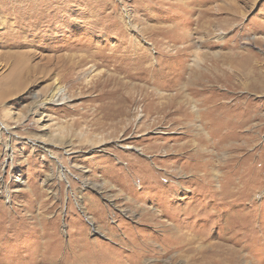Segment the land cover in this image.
Segmentation results:
<instances>
[{
    "label": "rangeland",
    "instance_id": "obj_1",
    "mask_svg": "<svg viewBox=\"0 0 264 264\" xmlns=\"http://www.w3.org/2000/svg\"><path fill=\"white\" fill-rule=\"evenodd\" d=\"M162 1L0 0V264H264V0Z\"/></svg>",
    "mask_w": 264,
    "mask_h": 264
},
{
    "label": "bare ground",
    "instance_id": "obj_2",
    "mask_svg": "<svg viewBox=\"0 0 264 264\" xmlns=\"http://www.w3.org/2000/svg\"><path fill=\"white\" fill-rule=\"evenodd\" d=\"M22 1V0H21ZM42 0H37V2H35V3H29L28 4V9L29 10H21V9H18V11H17V13H15V12H10L9 13V15L11 16V15H14V16H17L18 18L19 17H21V16H24V15H29L30 13H31V8L35 5V4H37V3H39V2H41ZM162 1V0H161ZM169 1V0H168ZM251 0H247V2L249 3ZM24 2V1H23ZM163 3H164V0L162 1ZM172 2H174V1H172ZM203 2H205V0H193L191 3L192 4H199V3H203ZM25 3V2H24ZM169 3H171V2H169ZM180 3V4H179ZM15 4V3H14ZM13 4V5H14ZM175 6H177L176 8H178V9H180V10H182V11H178V9H177V15H176V17H181V21H183L182 23H185V22H189V21H191V17H183V12H188V13H192V11L191 10H193L194 9V7H191V8H189V4H181V1H179V0H176V2H174L173 3ZM208 4V3H207ZM6 5H7V3H6ZM182 6H187V7H182ZM182 7V8H181ZM248 7V6H247ZM0 8H7V7H0ZM173 8H175V7H173ZM209 8H210V6H209ZM4 9V10H5ZM202 9V8H201ZM197 10V9H196ZM221 10V12H225L224 14L225 15H227V14H229V15H231V16H233V10H231V9H223V8H221L220 9ZM223 10V11H222ZM2 12V11H1ZM194 12V11H193ZM203 12V11H202ZM210 12V10H208V9H206V10H204V15L205 14H207V13H209ZM237 12V11H236ZM211 13V12H210ZM214 13V12H213ZM213 13H211V15L213 14ZM1 14V13H0ZM2 14H4V12L2 13ZM183 14V15H182ZM218 14H221V13H217V15ZM237 14V13H236ZM215 15V14H214ZM188 16V15H187ZM1 17V16H0ZM36 18H38V16H36ZM196 20L198 21V20H201V17H197L196 18ZM210 19H208V20H204V22H202L201 24H198V29H202V30H204L205 28H207V26H208V24L207 25H205L206 24V22H208V23H210ZM199 22V21H198ZM181 24V23H180ZM203 25H205V26H203ZM0 26H2L3 28H7V26L2 22V20L0 21ZM201 30V31H202ZM183 35H181V38L180 39H185L186 37H185V35L182 37ZM186 46V45H185ZM185 46H183V47H179L178 49H177V54L175 55L174 54V57H181V52H184V48H185ZM233 46V45H232ZM185 55V54H184ZM233 55L231 54L230 55V57H232ZM139 59L140 60H143L144 58L143 57H139ZM213 60V59H212ZM229 62V64H231L232 63V61L230 62V60L228 61ZM248 62H249V59L247 58V59H245V60H243L242 59V61H240V62H238V64L241 66V69L243 70V71H239V70H236V72H237V75H244V71H246V69H249V68H251L250 70L251 71H253L254 73L256 72V69H257V71L259 70L258 69V66H252V65H247L248 64ZM251 62V61H250ZM198 64V63H197ZM254 64H256V63H254ZM144 65V64H143ZM146 66V65H145ZM166 65H165V63H161V64H159V66L157 67V70H159V72L160 73H162V71L161 70H163L164 69V67H165ZM173 68H176L177 67V65L176 64H172L171 65ZM179 66V65H178ZM121 67V66H120ZM248 67V68H247ZM132 68V66H129V65H127V67H125L124 68V70L122 71V72H124V73H127V75H126V77H128V79L129 80H131V79H133V78H135V75L137 76V74H135L134 72H130L129 71V69H131ZM149 68H150V66H149ZM153 68H154V65H153ZM179 68H181V65L179 66ZM120 69V68H119ZM169 69V68H168ZM172 69V68H171ZM194 69V68H193ZM150 71H151V69H149ZM155 70V69H154ZM191 70V69H190ZM202 70V69H201ZM212 70V69H211ZM216 70V69H215ZM119 71V70H118ZM155 72V71H154ZM158 72V71H157ZM260 72V71H259ZM146 73V72H145ZM169 73V72H168ZM172 73V72H171ZM229 73V72H228ZM139 74V73H138ZM150 74V73H149ZM156 74V73H155ZM163 74V73H162ZM166 74H167V71H166ZM170 74V73H169ZM174 74H176V73H174ZM110 75V74H109ZM112 75V74H111ZM170 75H172V74H170ZM230 75V74H229ZM256 75H257V73H256ZM151 76V75H150ZM154 76V75H153ZM152 76V77H153ZM158 76V75H157ZM161 76V75H160ZM159 76V77H160ZM176 76V75H175ZM210 76V75H209ZM107 77V76H106ZM148 77V76H147ZM105 78V77H104ZM143 78V77H142ZM155 78V77H154ZM145 79V78H144ZM157 79V78H156ZM159 79H161V78H159ZM163 79H164V77H163ZM190 79V78H189ZM257 79H258V82H261L262 81V75L261 74H259V75H257ZM137 80V79H136ZM194 79H192V81H193ZM90 81V80H89ZM114 82L113 84H112V86H114V89H111V91L110 90H108V88H106V85H108L109 84V82L111 83V82ZM149 81V80H148ZM157 81V80H156ZM161 81V80H160ZM146 82V81H145ZM167 82V81H166ZM148 83V82H147ZM156 83V82H155ZM163 83H165L164 81H163ZM101 84H102V88H100L101 90H100V92L95 96V98L94 99H96V100H98L97 98H99V103H98V105L95 107V110L96 111H103V115H107L108 117H110L111 119H113L114 120V118H116V117H119V115H121V112H120V110H122V105H120V102H118V100H119V97H118V95L121 93L122 94V96H123V94H124V91L128 88V87H130V81H128V80H126L125 79V77H115V76H112L111 78H108L107 77V79H105L103 82H101ZM132 84V83H131ZM166 84V83H165ZM171 84V83H170ZM177 84H180V83H177ZM208 84V83H207ZM211 84V83H210ZM209 84V85H210ZM151 85V84H150ZM147 86V85H146ZM155 86V85H154ZM166 86V85H165ZM170 86V85H169ZM193 86V85H192ZM101 87V86H100ZM105 87V88H104ZM136 87V86H135ZM139 87V86H138ZM164 87V86H163ZM171 87V86H170ZM187 87V86H186ZM217 87V86H216ZM215 87V88H216ZM110 88V87H109ZM142 88V87H141ZM136 89V88H135ZM189 89V88H188ZM205 89V88H204ZM129 90V89H128ZM176 90V89H175ZM181 90V89H180ZM183 90H184V88H183ZM200 90V89H199ZM218 90V89H217ZM138 91H139V89H138ZM149 91V90H148ZM185 91V90H184ZM192 91V90H191ZM204 92H201V93H203V94H205V98L206 99H210L211 98V96L213 95L212 94V92H213V90L212 89H208V90H203ZM241 91V90H240ZM93 92V91H92ZM120 92V93H119ZM127 92V91H126ZM151 92V91H150ZM130 93H132V92H130ZM129 93V94H130ZM134 93H135V90H134ZM142 93V92H141ZM160 93V92H159ZM151 94V93H150ZM158 94V93H157ZM181 94V93H180ZM184 94V93H183ZM182 94V95H183ZM193 94V93H192ZM233 94V93H232ZM60 95V88L59 87H57V88H52V90H50V92H49V94L47 95V96H45V97H43L42 99H40V100H38V102H37V107H41V108H47L48 106L47 105H53V104H63V103H65L64 102V98L63 97H61V99L60 100H58V98L56 99V97L57 96H59ZM126 95V94H125ZM165 96H167V95H165ZM160 97V96H159ZM175 97V96H174ZM183 97V100H179L178 101V103H181V102H184V101H188L187 99L190 97H188L187 98V95H184V96H182ZM231 97V96H230ZM239 97H241L242 99L244 98H246V96L242 93V95H238V96H235L234 97V101L235 102H233V103H231L230 105H228L227 104V102L226 101H220V102H218V103H216V101L215 100H211V102L213 103V105L211 106V111H210V113L211 114H213V116H212V120L213 121H215V120H220V121H222V120H225V121H229L230 119H231V121H232V117H233V115L234 114H230V109H235V107H236V105H237V101H236V99L237 98H239ZM154 98V97H153ZM157 98V97H156ZM162 98V97H161ZM228 98L229 97H227L226 99L228 100ZM173 99V98H172ZM176 99H178V98H176ZM191 99V98H190ZM221 99V98H220ZM91 100V99H90ZM192 100H194V99H192ZM230 100V99H229ZM240 100V99H239ZM176 100H171V102H175ZM192 102V101H191ZM114 103H116V106H115V110L113 111V112H111L110 114L109 113H106L107 111L106 110H109V107L111 106V105H113ZM185 103V102H184ZM194 103V102H193ZM160 104V103H159ZM167 104V103H166ZM169 104V103H168ZM120 105V106H119ZM178 105V104H177ZM184 105V104H183ZM170 106H171V104H170ZM165 107V106H164ZM172 107V106H171ZM180 107V106H179ZM194 107H196V106H194ZM157 108H158V106H157ZM166 108V107H165ZM168 108H169V106H168ZM174 108V107H173ZM184 108V107H183ZM223 109V110H225L224 112L222 111V112H219V113H217L216 114V112L215 111H217V110H219V109ZM189 109V108H188ZM237 109V108H236ZM46 110V109H45ZM168 110V109H167ZM191 110V109H190ZM195 111H196V117L198 118V116H199V114H198V112H197V109L195 108ZM170 112V111H169ZM215 112V113H214ZM245 112V111H244ZM174 113V112H173ZM246 113V112H245ZM94 114V113H93ZM169 114V113H168ZM229 114L231 115V116H229ZM240 114V113H239ZM123 115V114H122ZM194 116H195V114H193ZM241 116V115H240ZM243 116V115H242ZM122 117V116H121ZM121 117H119V118H121ZM236 117H237V115H236ZM239 117V116H238ZM109 119V118H108ZM186 119V118H185ZM101 120V119H100ZM103 121V120H102ZM115 121V120H114ZM106 122V121H105ZM107 122H109V121H107ZM208 122V121H207ZM93 125H95V124H93ZM102 125H104V122H103V124ZM108 125V124H107ZM97 126V125H96ZM100 126H101V124H100ZM106 127V126H105ZM105 129V128H104ZM64 131V130H63ZM69 135V134H68ZM62 136V135H61ZM60 136V137H61ZM59 137V139H54V141H56V143H61L62 141L61 140H63V139H61V138H63V137H61L60 138ZM84 138V137H83ZM155 177V176H154ZM232 260H233V258H227L226 257V255L224 254V257H222L221 259H220V263L221 264H233V262H232ZM216 263V262H215Z\"/></svg>",
    "mask_w": 264,
    "mask_h": 264
}]
</instances>
